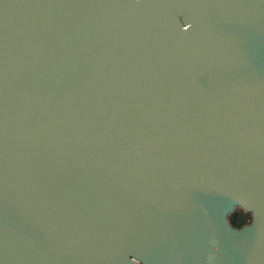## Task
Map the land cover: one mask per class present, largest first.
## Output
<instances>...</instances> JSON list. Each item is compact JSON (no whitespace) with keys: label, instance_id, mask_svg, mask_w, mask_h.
<instances>
[{"label":"water","instance_id":"95a60500","mask_svg":"<svg viewBox=\"0 0 264 264\" xmlns=\"http://www.w3.org/2000/svg\"><path fill=\"white\" fill-rule=\"evenodd\" d=\"M0 264H264V0H0Z\"/></svg>","mask_w":264,"mask_h":264},{"label":"trees","instance_id":"16d2710c","mask_svg":"<svg viewBox=\"0 0 264 264\" xmlns=\"http://www.w3.org/2000/svg\"><path fill=\"white\" fill-rule=\"evenodd\" d=\"M229 219L233 226L241 228L252 222V214L243 209H238L229 216Z\"/></svg>","mask_w":264,"mask_h":264},{"label":"rangeland","instance_id":"374dc122","mask_svg":"<svg viewBox=\"0 0 264 264\" xmlns=\"http://www.w3.org/2000/svg\"><path fill=\"white\" fill-rule=\"evenodd\" d=\"M238 209H242L241 207H238Z\"/></svg>","mask_w":264,"mask_h":264}]
</instances>
